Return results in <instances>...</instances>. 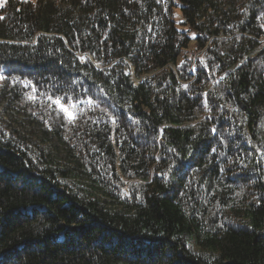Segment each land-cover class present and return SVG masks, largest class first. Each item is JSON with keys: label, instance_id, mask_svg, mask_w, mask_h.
I'll use <instances>...</instances> for the list:
<instances>
[{"label": "trees", "instance_id": "1", "mask_svg": "<svg viewBox=\"0 0 264 264\" xmlns=\"http://www.w3.org/2000/svg\"><path fill=\"white\" fill-rule=\"evenodd\" d=\"M0 17V264H264V0Z\"/></svg>", "mask_w": 264, "mask_h": 264}, {"label": "rangeland", "instance_id": "2", "mask_svg": "<svg viewBox=\"0 0 264 264\" xmlns=\"http://www.w3.org/2000/svg\"><path fill=\"white\" fill-rule=\"evenodd\" d=\"M6 0H0V3H4ZM28 1H35V0H28ZM173 19L176 24V27L181 30L185 31L187 28L185 25L181 24L182 20V15H181V10H180V5H176L173 7ZM189 37L193 38L194 37V32H189L188 33Z\"/></svg>", "mask_w": 264, "mask_h": 264}, {"label": "snow or ice", "instance_id": "3", "mask_svg": "<svg viewBox=\"0 0 264 264\" xmlns=\"http://www.w3.org/2000/svg\"><path fill=\"white\" fill-rule=\"evenodd\" d=\"M159 2H160V0H157V3H159ZM0 7H3V3H0ZM0 19H3V17H0ZM49 99L52 100L53 103H55V104H57V105L63 107V99H64V98L60 97V98H55V99H53L52 97H49ZM89 102H91V101H89ZM74 106H75V105H73V107H74Z\"/></svg>", "mask_w": 264, "mask_h": 264}]
</instances>
